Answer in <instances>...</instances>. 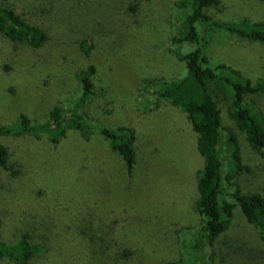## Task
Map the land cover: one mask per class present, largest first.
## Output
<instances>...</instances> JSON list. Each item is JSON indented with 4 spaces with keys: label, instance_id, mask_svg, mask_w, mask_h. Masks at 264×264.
Returning <instances> with one entry per match:
<instances>
[{
    "label": "trees",
    "instance_id": "16d2710c",
    "mask_svg": "<svg viewBox=\"0 0 264 264\" xmlns=\"http://www.w3.org/2000/svg\"><path fill=\"white\" fill-rule=\"evenodd\" d=\"M148 1L158 6L166 3ZM73 2L79 8H91L80 0ZM62 5V0H0V39L8 53L23 59L28 51L39 60L53 54L69 59L77 52L89 56L92 46L85 47L92 41L83 40L77 48L69 37L66 14L60 12ZM178 5L187 9V15L184 30L174 34L171 42L190 46L189 52L177 55L186 75L173 82L149 80L146 84L155 90L149 97L153 110L178 112L194 137V152L202 162L196 176L195 209L202 219L199 238L208 240L212 264H221L216 244L230 227L233 205L220 209L219 197L223 184H230L243 170L257 172L259 188L244 194L235 186L230 196L264 244V169L244 168L237 137L238 132L264 165V117L254 110V106L264 108V78L253 84L214 71L206 54L207 37L223 32L264 47V23L239 26L224 21V0H181ZM130 11L136 14L138 8ZM150 14L146 7L138 17L145 20ZM95 75L92 65L81 71L76 90L60 91L56 102L47 105L41 122L33 123L20 113L16 123L0 126V264H146L120 235L132 220L133 201L128 197L142 193L149 198L159 187L144 188L149 175L138 162L134 132L112 130L90 114L98 95ZM223 112L234 128L223 127ZM223 131L230 153L225 176L218 151ZM27 137L41 149L46 185L43 189L32 186L27 197H21L13 181L22 180L25 169L11 161L16 154L5 141ZM155 166L157 173L166 170L165 164ZM253 258L264 264V252Z\"/></svg>",
    "mask_w": 264,
    "mask_h": 264
},
{
    "label": "rangeland",
    "instance_id": "374dc122",
    "mask_svg": "<svg viewBox=\"0 0 264 264\" xmlns=\"http://www.w3.org/2000/svg\"><path fill=\"white\" fill-rule=\"evenodd\" d=\"M80 1L91 8H79L73 0H62L65 5L60 12L66 14L69 37L77 48L83 40L92 41L85 47L88 50L92 46L89 56L77 52L69 59L53 54L39 60L26 51L25 58L19 59L8 53L6 42L0 39V126L16 123L20 113L33 123L41 122L47 105L56 102L58 93H73L78 87V74L89 65L94 66L96 75L92 80L98 95L92 102L95 111L90 114L112 130L127 128L134 132L138 162L149 175L144 188L152 189L155 184L159 187L149 198L142 193L128 197L133 201L129 212L132 220L130 227L122 231L121 241L137 251L146 264H212L208 240L199 238L202 219L195 209L196 176L202 162L194 152V137L178 112L168 108L153 110L149 97L155 90L146 84L149 80L173 82L186 75L185 65L177 55L189 52L190 46L174 45L171 38L184 30L187 9L179 8L181 0H165L162 6L148 0ZM224 2V21L239 26L264 23V2ZM131 7L138 8V13H132ZM146 7L151 14L143 20L138 15ZM207 41L206 54L214 71L253 84L264 78L261 45L223 32L212 34ZM260 107L254 106V110L264 117V108ZM223 117V127L234 128L224 112ZM261 121L264 124V119ZM237 137L244 168L264 169L238 132ZM226 138L223 131L218 151L224 176L230 167ZM5 144L16 154L11 161L25 169L24 178L13 181L19 195L27 197L32 186L43 189L46 179L42 177L38 143L27 137L6 140ZM155 163L165 164L166 170L157 173ZM259 183L257 172L245 174L243 170L238 178L222 186L219 207L230 204L233 209L230 227L216 244L221 264H257L254 255L264 252L257 230L246 222L230 196L235 186L249 194L256 192Z\"/></svg>",
    "mask_w": 264,
    "mask_h": 264
}]
</instances>
